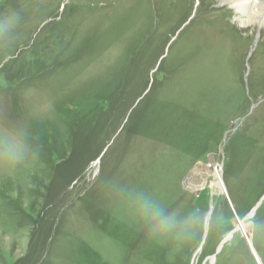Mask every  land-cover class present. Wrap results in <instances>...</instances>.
<instances>
[{"label":"rangeland","instance_id":"rangeland-1","mask_svg":"<svg viewBox=\"0 0 264 264\" xmlns=\"http://www.w3.org/2000/svg\"><path fill=\"white\" fill-rule=\"evenodd\" d=\"M219 1L0 0V264H264V31Z\"/></svg>","mask_w":264,"mask_h":264},{"label":"clouds","instance_id":"clouds-1","mask_svg":"<svg viewBox=\"0 0 264 264\" xmlns=\"http://www.w3.org/2000/svg\"><path fill=\"white\" fill-rule=\"evenodd\" d=\"M21 21L22 17L15 11L0 17V40L16 31ZM10 151L15 158L19 159L23 145L16 143ZM132 204L136 217L144 224L150 225L155 233L179 234L188 226V222L180 221L175 213H166L165 205L150 192H136Z\"/></svg>","mask_w":264,"mask_h":264},{"label":"bare ground","instance_id":"bare-ground-1","mask_svg":"<svg viewBox=\"0 0 264 264\" xmlns=\"http://www.w3.org/2000/svg\"><path fill=\"white\" fill-rule=\"evenodd\" d=\"M192 3V2H191ZM173 4V3H172ZM220 8L225 7L227 5L228 7L232 8V10H236L238 14V19L239 20V26L241 29H256V27H263L264 31V0H220L219 1ZM226 6V7H227ZM171 7V6H170ZM192 7V6H191ZM227 7V8H228ZM166 8V7H165ZM188 8V7H187ZM173 10V9H172ZM161 11V10H160ZM170 12V11H169ZM185 14V13H184ZM187 15V14H186ZM198 18V17H197ZM180 20V19H179ZM178 20V21H179ZM163 21V20H162ZM162 23V22H161ZM159 24V23H158ZM157 24V25H158ZM161 25V24H160ZM160 31V30H159ZM261 31V32H262ZM156 34V33H155ZM183 35V34H182ZM254 37V36H253ZM180 45V44H179ZM211 48V47H210ZM181 50V49H180ZM188 59V58H187ZM182 60V59H181ZM183 62V60H182ZM186 62V61H184ZM183 62V63H184ZM180 64V62H178ZM177 63V64H178ZM184 66V65H183ZM182 66V67H183ZM183 69V68H182ZM238 70V69H237ZM239 73V72H238ZM230 75V74H228ZM182 92V91H181ZM172 93V92H171ZM212 103V102H211ZM204 105V104H203ZM209 105V103H208ZM207 105V106H208ZM210 107V106H209ZM215 107V105H214ZM213 107V108H214ZM207 108V107H206ZM212 108V107H211ZM211 108H209L211 110ZM221 109V108H220ZM200 110V109H197ZM219 110V109H218ZM223 111V110H222ZM212 112V110H211ZM210 112V113H211ZM216 112V110H215ZM213 115H215L213 113ZM219 115V114H218ZM202 116V115H201ZM206 117V116H205ZM213 117V116H212ZM195 172V171H194ZM212 187H218L221 192H224V185L223 181L221 179L220 173L215 170L214 173V182L212 183ZM212 189V188H211ZM130 206V205H129ZM185 219V218H184ZM116 225V224H115ZM132 229V228H131ZM239 231L242 230L243 234L246 236V239L250 243V239L248 236V231L245 226H242L241 224L238 227ZM151 242V241H150ZM170 254V253H168ZM170 256V255H168Z\"/></svg>","mask_w":264,"mask_h":264},{"label":"water","instance_id":"water-1","mask_svg":"<svg viewBox=\"0 0 264 264\" xmlns=\"http://www.w3.org/2000/svg\"><path fill=\"white\" fill-rule=\"evenodd\" d=\"M223 194L226 195L225 191L223 192ZM238 230H239V229H238ZM233 232H234V231H233ZM233 232H232V233H233ZM240 232L242 233L243 236H245V235L243 234L242 230H240ZM232 233L229 234V235H228V236L222 241V243L220 244V248L222 247V245H223L225 242H227V240H229V238H231ZM249 246H250V245H249Z\"/></svg>","mask_w":264,"mask_h":264}]
</instances>
